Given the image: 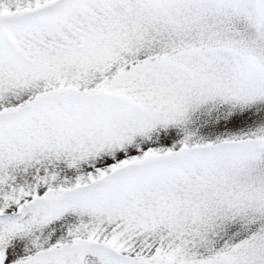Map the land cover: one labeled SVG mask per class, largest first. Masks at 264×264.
I'll return each mask as SVG.
<instances>
[{
    "label": "snow or ice",
    "instance_id": "snow-or-ice-1",
    "mask_svg": "<svg viewBox=\"0 0 264 264\" xmlns=\"http://www.w3.org/2000/svg\"><path fill=\"white\" fill-rule=\"evenodd\" d=\"M0 264H264V0H0Z\"/></svg>",
    "mask_w": 264,
    "mask_h": 264
}]
</instances>
